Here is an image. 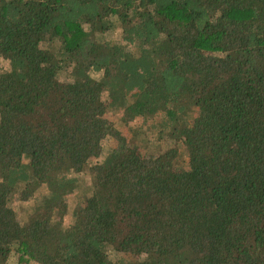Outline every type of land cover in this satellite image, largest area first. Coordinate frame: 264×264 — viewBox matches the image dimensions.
I'll list each match as a JSON object with an SVG mask.
<instances>
[{
	"label": "trees",
	"instance_id": "16d2710c",
	"mask_svg": "<svg viewBox=\"0 0 264 264\" xmlns=\"http://www.w3.org/2000/svg\"><path fill=\"white\" fill-rule=\"evenodd\" d=\"M0 57V264H264V0H0Z\"/></svg>",
	"mask_w": 264,
	"mask_h": 264
},
{
	"label": "rangeland",
	"instance_id": "374dc122",
	"mask_svg": "<svg viewBox=\"0 0 264 264\" xmlns=\"http://www.w3.org/2000/svg\"><path fill=\"white\" fill-rule=\"evenodd\" d=\"M112 36L115 39H117V40L123 39V35L121 34L120 30H117L116 32H113ZM8 67H9V62L7 60H5V59L0 57V71L1 70H5ZM140 124H141V119H136L131 124H129V126H131L132 128H137ZM129 126L126 127L125 130H124L125 133H127V134H131V130H130ZM150 136H151V139H152L151 142H154L155 139H156L154 133L150 132ZM115 145H116L115 139H113L111 137H107L102 143L103 150H102L101 156L97 159V161H99V162L104 161V159L108 156V154L111 152V150H113V147ZM79 177L83 180L85 185L90 186L91 177H90L89 173L85 172V173L79 175ZM86 193H88V190H84V191L79 190L77 193H74L73 195H71L68 198V205L70 207V210L74 208L76 203L79 201L80 196H83ZM41 198H42L41 194L37 193L36 200H34V201H38L39 202V200ZM14 200L15 201L11 205L16 210V212L19 213L21 211L22 203L20 201L16 200V199H14ZM20 215L21 214H19V216ZM70 216H71L70 214L66 216V221L70 220ZM7 264H11V260H9L7 262Z\"/></svg>",
	"mask_w": 264,
	"mask_h": 264
}]
</instances>
